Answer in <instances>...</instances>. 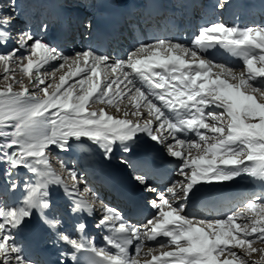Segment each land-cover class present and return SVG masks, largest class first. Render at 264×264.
<instances>
[{"label":"snow or ice","instance_id":"obj_1","mask_svg":"<svg viewBox=\"0 0 264 264\" xmlns=\"http://www.w3.org/2000/svg\"><path fill=\"white\" fill-rule=\"evenodd\" d=\"M227 2L222 0L218 6ZM9 7L8 12L0 11V82L4 83L0 88V179H6L5 188L12 192L20 187L15 178L20 169L36 179L23 182L24 196L18 203H0V264H35L16 240L17 232L34 215L53 234L54 243L71 249L72 264H141L145 247L143 264H264V247L253 246L257 241L264 245V192L254 193L238 209L214 219L191 216L184 203L210 191L207 185L242 175L264 188V25L240 28L212 22L201 26L191 46L158 39L141 44L126 60L111 61L91 49L67 57L32 31H16L14 0ZM13 42L15 46L8 49ZM217 45L242 61L239 70L202 55ZM52 61H61L52 68L53 74L68 68L58 83L54 79L46 83L41 75L40 70ZM81 64L88 69L83 76ZM101 66L114 74L103 85L97 71ZM77 76L81 78L69 84ZM125 100L122 116L111 115L105 108L89 110L91 101L120 113ZM141 133L179 161L177 176L183 179L161 191L145 175L135 174L137 184L155 194L149 201L152 217L133 224L118 209L99 201L96 227L106 233L104 246L74 238L62 219L50 215L54 207L50 186L64 184L49 163L52 146L69 152L73 141L86 138L103 150L105 159H111L117 143L129 153ZM60 163L73 182L64 189L76 198L73 213L92 215L95 194L91 202L85 200L83 193L91 190L80 187L83 181L74 167ZM121 163L128 161L122 158ZM240 219L244 222L238 223ZM73 228L83 234L87 225L78 221Z\"/></svg>","mask_w":264,"mask_h":264},{"label":"rangeland","instance_id":"obj_2","mask_svg":"<svg viewBox=\"0 0 264 264\" xmlns=\"http://www.w3.org/2000/svg\"><path fill=\"white\" fill-rule=\"evenodd\" d=\"M62 1H65V0H62ZM72 1H67L66 4H74L75 2H72ZM120 1H122V0H120ZM0 3H2V8H0V11H3V12L10 11V7H9L10 0H0ZM14 3H15V13H14V15H16V17H17V19L15 21V30L16 31L26 28V29L32 31L36 36L42 38L44 41H47L50 38H52V36L54 35V32L57 31L59 28H61V27L65 28L66 27L67 29L71 30L70 31L71 33L69 34L67 39L69 40L71 45L76 46L78 48V49H76V51H74L73 54L71 53L70 55H68L69 52L65 53L64 55H68L67 57H75L78 53L82 52L81 50L79 51V48L85 46V44L88 43V38H89L88 37V33H87L88 30L86 29L85 26H86L87 19L90 18L91 13H92V7H91V4H90L91 3L90 0H81L80 4H78L76 7L73 5V8L70 11H67L65 8H62L60 5H57V3H56L55 4V9L62 10V13L65 14L66 22L64 21L63 23H61L60 21L55 20V17H54L55 16V13H54L55 10L51 8V5H49L47 7L43 6V5H39L38 6L36 0H14ZM31 7L36 8V10H31ZM42 8H44V10L47 11V14H43L42 16H39V14H40L39 12H40V10ZM73 11H74V14L77 13V12H79L80 14L83 13L84 14V20H82L81 22H76L75 19H74L75 15L74 14L71 15V13ZM44 12L45 11L41 12V14L44 13ZM73 24H75V25H73ZM45 26H46V28H45ZM78 35H86V37L80 38ZM130 39L131 38H129L128 40H130ZM133 40H132V42H133ZM49 44L52 47L56 48L57 50H60L59 52L62 53V50H63L62 47L63 46L61 44H59L58 41H56V43L55 42H51ZM14 46H15L14 42L13 43H9L7 48L10 49V48H12ZM138 47H137V49H138ZM94 48H95V46L92 45V44L88 46V50L89 49H94ZM5 50H7V49H5ZM110 56H112V52L110 53ZM115 56H116V54H114L113 57H115ZM121 57L123 58L122 60H126L127 59V56H125L124 54ZM114 59H116V58H114ZM25 63H26V61H25ZM59 63H61V61H52V62H50L48 64V66L47 65L44 66V68H42L43 70L42 69L40 70L42 77L46 79V83L47 82H53V79H54V82L58 83L59 78H57V77H59L60 75L65 74L68 71L67 66H66L64 69H59L53 74L52 73V68L55 67L56 65H58ZM73 68H72L73 70L72 69L71 70L75 71L76 68L75 67H73ZM81 68L87 69V67L84 66V65L81 66ZM105 68H106V70H105ZM98 70L100 72L99 80H100L101 84L105 83L107 81V79H111L112 76L114 77V74H111V69L110 68L108 69L106 66H104V67L101 66V68L97 69V71ZM107 70L109 71L110 75L108 74ZM45 73H47L46 76H44ZM2 75H3V73H2V71H0V76H2ZM17 78L18 79L21 78L20 73H19L18 70H17ZM23 79H24L25 84H28V78L24 77ZM96 79H97L96 77H93L94 81ZM77 80H79L78 76L74 77V78H70L69 79V84H71V83H73L74 81H77ZM28 86L31 89V85L29 84ZM67 86L68 85H65V87H67ZM3 87H4V83L0 82V88H3ZM117 99L119 100V98H117ZM127 103H128L127 100H125V101H123L121 103V112L120 113L116 112L114 107L107 106L106 104H101V103H92V106L89 107V110L98 111L101 108H105L106 111L109 114H111V115L114 114V116H122V111L124 110V107L127 105ZM129 118L132 119V117H129ZM82 142H84V138H82L81 141H79V142L73 141L72 149L69 152L59 151V150H57L55 148V146H52L51 155H49V163H50L52 169L58 175H60L61 178L64 180V184L63 185H60V186L52 185V186H50V188L52 187L50 189V191H51V199L54 201V207L50 211V215H56L57 217H59L63 221H66V223H64V227H65L64 229H66L67 231H72L73 234L75 233L74 238H76V239L79 238V234L80 233L76 232L74 230V228H73V230L68 229L66 227V225H65V224H68L70 222V224H68V226L69 225L72 226L71 224L74 225L75 223L80 221V220H78L77 216L73 213V205H74L75 201L71 200L70 199V197H71L70 194H67L65 192V190H64L65 186H67V188L70 189L72 187V183L73 182L68 177V174L64 170V168L61 165L60 161H63L69 167H74L77 170V172L79 173V176H80V179H81V177L83 176L82 174H86L85 173L86 169H89L91 166L94 165V162H96L94 157L92 158V157L88 156L89 154L87 153L85 148L82 146ZM90 148L92 150L98 152V155H96V157L99 158L100 157L99 154L103 155V150L100 149L97 145L92 143L90 145ZM115 150L118 151L117 154L120 153V152L124 153L121 150L119 143H117L115 145ZM97 152H95V153H97ZM114 158H115L114 160L116 162L122 164L121 163V159L124 158V156H122V158H121V155H120V157L119 156L118 157L114 156ZM122 165L124 166L125 164H122ZM80 168L82 169V172H81ZM175 174H177V170H176ZM15 178L17 179V182L20 184V187L15 192H12V191H10V190L5 188V184L7 183L6 179H0V203L6 204V205H14V204L18 203L20 200L23 199V196H24L25 184L23 182L26 181V180L35 181V179H36V177L32 173L28 172L26 169H20L19 172H18V175ZM84 178H86V177L83 176L82 177V181H85ZM178 179H181V177L174 176V180H171L170 181L171 183L168 182V183H170V185H168V183H166L164 185V187H166L167 185H168L167 187L171 186V184L173 182H175L176 180H178ZM248 180H252L253 183L259 184L256 181H254L253 179H251L250 177H248L247 175L246 176L245 175L241 176L238 180L235 179L236 182L234 184H241L243 182H247ZM229 184H232V183L229 182ZM85 187H87V185ZM85 187L82 186L81 188H85ZM87 188H89L91 191L90 192H86L87 195L85 193L83 198L85 200H88L89 202H91L92 199H93V193H94L95 197L97 198V203L94 205V208L99 207V208H97L98 210L101 208L100 207L101 205H100L99 201H102L104 204H111L112 203L111 201H108L107 198H102L98 194L97 188H94V187H91V186L87 187ZM165 190H166V188L163 189V191H165ZM257 193H261V191H259ZM149 207L150 206L148 205L147 209H151L152 210V208L151 207L149 208ZM236 208H234V209H236ZM186 209H187V207H186ZM194 217L204 218V216H200V215H197V216H194ZM148 219H149V217H148ZM98 220L99 219H97L96 221H93L92 224H91L92 226H90V227H93L94 230H92V231L90 230V231L84 233L85 236H86L85 237L86 240L90 239V235L92 233H96L98 231L99 228L96 227V224H97ZM31 221H33L32 228L29 229V227H28V224L30 222V220H29V221H27L25 223V225L16 234L17 243L25 250V253L27 255L30 252L28 245L30 243H32L31 242V237H36L34 243L37 246H41V245L44 244L45 247L47 248V247H49V246H51L53 244L59 245L58 243H54L53 242L54 241L53 234L42 223V221L40 220L38 215H34L32 217V219H31ZM146 221H147V219L144 222H146ZM237 222L238 223H242L244 221H243V219H240V222H239V220H237ZM41 226H45L46 228L42 229ZM45 233H48L49 236L46 237ZM103 237H102V243L104 244ZM152 242L153 241H148V244H154L155 243V242H153V243ZM253 246L254 247H258V248L259 247H264V245H261L258 241ZM144 249H146V252L148 251L147 247H145ZM237 251L240 252L241 250H237ZM64 252L68 253L69 251H64ZM158 252L159 251H157L155 254L158 255L159 254ZM223 258L224 257H221V259H223ZM143 259H144V257L141 256V264H143ZM148 259H150V257H148ZM253 259L258 260L259 259V255L258 254H254Z\"/></svg>","mask_w":264,"mask_h":264},{"label":"bare ground","instance_id":"obj_3","mask_svg":"<svg viewBox=\"0 0 264 264\" xmlns=\"http://www.w3.org/2000/svg\"><path fill=\"white\" fill-rule=\"evenodd\" d=\"M196 0H188L189 2V5H191L192 3H194ZM39 2V1H38ZM72 2H75L76 4L80 2H76L75 0H73ZM129 5V4H128ZM133 4H130L129 6H132ZM43 12V11H41ZM98 15V14H97ZM63 19V18H62ZM221 22V21H220ZM135 23H130L129 24V28L131 29V32L134 34H136V27L134 25ZM250 25V23L248 24ZM250 27V26H249ZM153 28H156V27H153ZM167 32V33H166ZM94 33V32H93ZM169 31L166 30L165 31V34H168L167 36L170 37V40L172 41H179L175 38V36H170L169 35ZM91 36H93V34H91ZM62 37V36H61ZM60 37V38H61ZM165 36H162L161 38H163ZM65 40V39H64ZM133 40V39H132ZM156 39L155 38H149V37H145L144 39H141L140 41L138 40H134L132 43H128L126 44V41H119V45L117 46V49L121 52V54H126V56L131 52V51H134L137 49L138 46H140L141 44H151V43H155ZM180 42V41H179ZM187 43V42H186ZM67 44V43H66ZM189 46V45H187ZM86 45H85V48L84 50H86ZM139 48V47H138ZM93 51H95L96 53H98V50L96 49H91ZM60 51V50H58ZM74 51H76V48H74L73 46L71 47H68L67 50H65L62 54L64 55L65 53H68V55H70L71 53H74ZM125 51V53H124ZM100 54V53H98ZM68 55H64V56H68ZM101 55H106L104 54V52L101 53ZM120 59V57H119ZM231 59L232 57H229V61H226V60H220L222 62H225L227 65H230V66H234V67H237L238 65H241V62H234V64L231 63ZM111 61H114L110 58ZM213 61H217V60H213ZM230 63V64H228ZM238 63V64H237ZM46 66V65H45ZM48 66V65H47ZM50 66V65H49ZM83 66V64L80 65V67ZM75 67V66H74ZM47 68V67H46ZM68 69V68H67ZM74 69V68H73ZM72 69V70H73ZM109 69V68H108ZM43 70V69H42ZM106 70V68H105ZM19 71V70H18ZM88 69H84V72L81 73V76L85 75V73H87ZM99 71V70H98ZM108 71V70H107ZM157 71H161V70H157ZM103 72V71H102ZM107 73V72H106ZM108 74H109V71H108ZM112 74V73H111ZM106 75V74H105ZM110 75V74H109ZM108 76V75H107ZM56 77V76H55ZM59 78V77H57ZM74 78V77H73ZM81 77L78 76V79H80ZM109 78V77H108ZM112 78H114L112 76ZM108 80V79H107ZM106 81V80H105ZM78 87V86H77ZM159 91V90H157ZM159 104V102H157ZM204 130V129H203ZM206 131V130H204ZM87 140V139H85ZM157 146V143L154 144V147L155 148ZM137 149V152H142V151H147V150H150L151 149V146H147V145H142V146H139V148H136ZM118 152V151H116ZM193 154L195 155V150L193 151ZM158 164L156 166H144V169L143 172H141V174L145 175L148 179V182L149 184L157 187L158 189H160L161 191H163V189L165 188L164 185L168 182H170L171 180H174V176H177L176 173V170H177V164L179 163V161L176 159V158H173V159H167V158H159L158 159ZM98 164H99V175H101L103 178H107L108 177V181H110V179L113 177V176H117L119 177V179L126 183V184H132V180H133V176L137 173H140V171L134 169L133 167H129L127 169L125 168H118L116 166H112L110 164H108L107 162H104L103 160H99L98 161ZM62 169V168H61ZM87 170V169H86ZM164 170L168 171V173H164ZM63 171V170H62ZM151 174H155V177L153 175V177H151L150 175ZM243 176V175H242ZM177 178V177H176ZM240 177L236 178L237 180L239 179ZM181 179H183V177H181ZM246 179V178H245ZM235 180V179H234ZM242 180V179H241ZM84 182V181H83ZM258 183V182H257ZM218 184H213V185H210L212 187V189L214 190L216 187H217ZM132 187H135L134 184L131 185ZM88 187V185H87ZM52 188V187H51ZM50 188V189H51ZM258 189H264L262 188V186L260 185L257 186V185H251L247 188H244L243 190H241L243 192V197L242 199H235L234 200V203H238L240 201H243V200H246L248 199V196H249V193H252V192H255L256 190ZM214 194H218L220 193L221 191H216L214 190L213 191ZM56 194V193H55ZM153 194V195H152ZM53 195V194H52ZM155 197V194L154 193H151V192H147L146 193V199H145V204L144 206L146 205L147 202H149L150 200L154 199ZM53 198V197H52ZM54 202V201H53ZM233 203V202H232ZM200 201L199 200H192L190 201L189 203V208L187 209L188 213L191 215V216H197V215H200V216H204V219H212V218H216L218 216L214 215L212 216L211 214H208L204 209L201 208V205H200ZM101 207V206H100ZM99 208V207H98ZM128 209H132L134 210L133 213H131L130 215H123V217L130 223H133V224H143L145 223L144 221L146 219H148V217L152 216V213H146L144 218L140 215H138V210L134 209L133 207H130ZM53 212V211H52ZM99 217H100V214H99ZM224 217V216H223ZM242 221V220H241ZM66 222V221H65ZM64 222V223H65ZM240 222V220H239ZM65 228V227H64ZM101 230H99L100 232ZM69 233H73L72 231H68ZM93 233L91 234V239H94L97 235V234H100L101 237L102 235L105 233ZM98 237V236H97ZM96 237V238H97ZM101 237L97 238V240L95 241L96 244H99L101 245L99 242L101 241ZM164 239L163 240H166L167 238L163 237ZM163 240H160V241H163ZM148 243V242H147ZM146 252V249H143L142 250V253H141V256H143V253ZM159 253V252H158Z\"/></svg>","mask_w":264,"mask_h":264}]
</instances>
